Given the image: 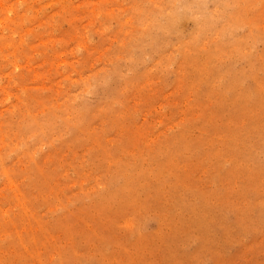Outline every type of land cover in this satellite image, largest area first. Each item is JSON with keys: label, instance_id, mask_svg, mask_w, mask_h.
Here are the masks:
<instances>
[{"label": "rangeland", "instance_id": "obj_1", "mask_svg": "<svg viewBox=\"0 0 264 264\" xmlns=\"http://www.w3.org/2000/svg\"><path fill=\"white\" fill-rule=\"evenodd\" d=\"M0 264H264V0H0Z\"/></svg>", "mask_w": 264, "mask_h": 264}]
</instances>
